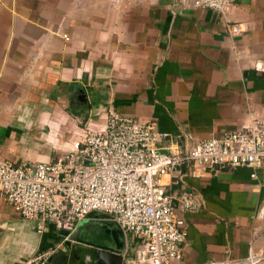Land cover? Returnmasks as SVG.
<instances>
[{
    "label": "crops",
    "instance_id": "obj_1",
    "mask_svg": "<svg viewBox=\"0 0 264 264\" xmlns=\"http://www.w3.org/2000/svg\"><path fill=\"white\" fill-rule=\"evenodd\" d=\"M190 2L0 0V160L52 161L88 117L109 111L152 118L169 133L166 151L264 118V71L255 69L264 0H236L226 12ZM229 21L248 28L231 35ZM252 171L225 165L194 176L186 163L164 176L169 193L192 189L200 201L182 214L187 237L172 264H251V253L264 264V165ZM126 234L122 264L137 242ZM62 237L52 224L38 232L0 197V264L53 250Z\"/></svg>",
    "mask_w": 264,
    "mask_h": 264
},
{
    "label": "built area",
    "instance_id": "obj_2",
    "mask_svg": "<svg viewBox=\"0 0 264 264\" xmlns=\"http://www.w3.org/2000/svg\"><path fill=\"white\" fill-rule=\"evenodd\" d=\"M236 0H191L194 7L226 12ZM241 22L227 23L228 32L247 30ZM264 71V61L255 63ZM72 149L54 160H0V197L19 207L25 219H36L38 232L49 225L72 232L92 213L115 219L137 238L130 264H172L182 256L187 237L182 214L199 209L197 193L184 188L174 196L163 183L165 175L188 163L199 176L219 166H249L257 177L264 165V118L219 137L193 141L184 151L161 147L169 133L149 117L109 111L101 121L88 117ZM53 250H42L16 264H48ZM245 261L255 264L253 253ZM218 264V263H211Z\"/></svg>",
    "mask_w": 264,
    "mask_h": 264
},
{
    "label": "water",
    "instance_id": "obj_3",
    "mask_svg": "<svg viewBox=\"0 0 264 264\" xmlns=\"http://www.w3.org/2000/svg\"><path fill=\"white\" fill-rule=\"evenodd\" d=\"M65 237L64 250L49 257L52 264H69L73 246H86L99 264H122L127 252V234L119 223L104 213H92L69 232L60 230Z\"/></svg>",
    "mask_w": 264,
    "mask_h": 264
},
{
    "label": "flooded vegetation",
    "instance_id": "obj_4",
    "mask_svg": "<svg viewBox=\"0 0 264 264\" xmlns=\"http://www.w3.org/2000/svg\"><path fill=\"white\" fill-rule=\"evenodd\" d=\"M87 259L88 260L93 259L92 249H89L86 246H78V245L73 246L70 253L69 263H75V262L84 263L86 262Z\"/></svg>",
    "mask_w": 264,
    "mask_h": 264
},
{
    "label": "rangeland",
    "instance_id": "obj_5",
    "mask_svg": "<svg viewBox=\"0 0 264 264\" xmlns=\"http://www.w3.org/2000/svg\"><path fill=\"white\" fill-rule=\"evenodd\" d=\"M95 118H96V117H95ZM128 236H131V234L129 233V235H128ZM64 238H65V237H62V239H60V240H64ZM61 243H62L61 249H64V247H65V246H64V244H63V243H64V241H61Z\"/></svg>",
    "mask_w": 264,
    "mask_h": 264
},
{
    "label": "trees",
    "instance_id": "obj_6",
    "mask_svg": "<svg viewBox=\"0 0 264 264\" xmlns=\"http://www.w3.org/2000/svg\"><path fill=\"white\" fill-rule=\"evenodd\" d=\"M49 263V262H48Z\"/></svg>",
    "mask_w": 264,
    "mask_h": 264
}]
</instances>
